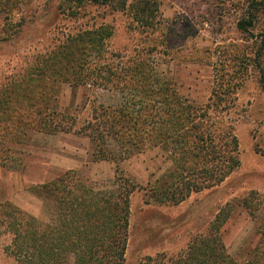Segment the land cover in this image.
<instances>
[{
    "label": "rangeland",
    "instance_id": "obj_1",
    "mask_svg": "<svg viewBox=\"0 0 264 264\" xmlns=\"http://www.w3.org/2000/svg\"><path fill=\"white\" fill-rule=\"evenodd\" d=\"M261 1L254 25L243 31L237 23L246 16L248 0H0V91L23 86L28 77L37 81L35 72L48 54L55 53L49 55L55 63L62 58V49L74 55L72 70L84 67L93 73L85 79L81 70L77 74L83 81L78 84L54 80L50 84L53 108L75 119L73 130L56 134L28 130L6 157L0 154L4 158L0 201L46 220L44 203L31 190L37 182L71 170L75 179L96 190L117 191L133 184L122 264H139L163 254L178 256L192 238L208 229L218 235L227 254L244 261L258 242L264 221ZM128 67L141 69L143 77L159 85L169 83L175 95L194 105H205L213 90L223 89L226 101L221 106L229 107L213 116L232 126L238 141V165L224 181L192 192L179 204L158 203L146 191L171 166L161 148L112 142L113 149L128 155L92 162L91 142L81 133L94 120L93 108L130 106L141 96L150 98L141 84L115 88L113 78L110 83L94 79L103 68ZM218 213L223 214L221 221L211 227ZM10 240V234H1L0 264H18L4 251Z\"/></svg>",
    "mask_w": 264,
    "mask_h": 264
},
{
    "label": "trees",
    "instance_id": "obj_2",
    "mask_svg": "<svg viewBox=\"0 0 264 264\" xmlns=\"http://www.w3.org/2000/svg\"><path fill=\"white\" fill-rule=\"evenodd\" d=\"M248 1L246 16L237 23L243 31L254 25L255 14L263 4L261 0ZM60 53L63 56L55 63L49 56L54 52L42 58V69L35 72L37 81L28 77L23 86L16 84L0 91L2 157L28 130L47 134L73 130L75 119L53 108L50 84L53 80L78 84L83 80L77 73L84 67L72 70L74 55L63 49ZM82 74L85 79L93 77L87 69ZM94 79L107 80L115 88L119 84L121 88H132L138 83L151 93L150 98L141 96L130 106H95L93 122H87L85 132L81 133L91 142L92 162H112L128 155L113 149L112 142L137 147L149 143L161 148L171 166L148 185L146 195L151 200L179 204L192 192L220 184L237 167L238 141L232 126L213 116L229 107L221 106L226 101L223 89L213 90L209 102L202 106L175 95L169 83L159 85L143 77L141 69L103 68ZM143 81L151 84L144 85ZM259 83L264 87L263 71ZM16 90L22 92L16 94ZM134 189L133 184H128L117 191L96 190L75 179L69 170L31 187L44 202L46 220L10 201H0V236L4 232L11 235L4 251L18 264H122L128 242L129 199ZM222 216L218 213L211 227H216ZM261 223L258 242L248 249L242 262L227 254L218 235L208 229L192 238L178 256L147 257L139 264H264V221Z\"/></svg>",
    "mask_w": 264,
    "mask_h": 264
},
{
    "label": "crops",
    "instance_id": "obj_3",
    "mask_svg": "<svg viewBox=\"0 0 264 264\" xmlns=\"http://www.w3.org/2000/svg\"><path fill=\"white\" fill-rule=\"evenodd\" d=\"M98 163V162H97ZM41 183H44V182H37L35 185H38V184H41ZM34 186V185H33ZM42 201V200H41ZM44 203V202H43ZM34 216H36V215H34ZM36 217H38V216H36Z\"/></svg>",
    "mask_w": 264,
    "mask_h": 264
}]
</instances>
